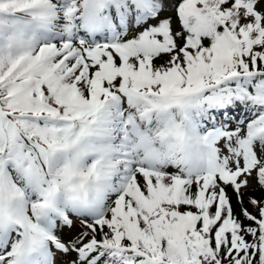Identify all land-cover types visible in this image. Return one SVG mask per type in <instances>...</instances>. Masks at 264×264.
I'll return each mask as SVG.
<instances>
[{
  "label": "snow or ice",
  "instance_id": "1",
  "mask_svg": "<svg viewBox=\"0 0 264 264\" xmlns=\"http://www.w3.org/2000/svg\"><path fill=\"white\" fill-rule=\"evenodd\" d=\"M0 264H264V0H0Z\"/></svg>",
  "mask_w": 264,
  "mask_h": 264
}]
</instances>
